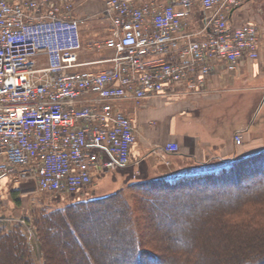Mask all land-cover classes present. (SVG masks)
<instances>
[{
  "label": "built area",
  "instance_id": "obj_1",
  "mask_svg": "<svg viewBox=\"0 0 264 264\" xmlns=\"http://www.w3.org/2000/svg\"><path fill=\"white\" fill-rule=\"evenodd\" d=\"M104 1L111 38L85 45L92 17L75 18L69 0H0V204L8 184L75 196L128 168L136 130L118 102L202 95L219 66L237 72L264 49L257 26L232 23L253 0ZM101 50L112 54L80 62Z\"/></svg>",
  "mask_w": 264,
  "mask_h": 264
},
{
  "label": "trees",
  "instance_id": "obj_2",
  "mask_svg": "<svg viewBox=\"0 0 264 264\" xmlns=\"http://www.w3.org/2000/svg\"><path fill=\"white\" fill-rule=\"evenodd\" d=\"M262 184H264V151L252 158H244L236 164H230L219 174H207L178 181L162 179L133 184L131 188L135 193L133 196L135 206L126 205L121 194H114L90 201L89 204L81 202L70 205L66 210H57L55 214L49 216L45 215L46 212H40L39 217L43 219L37 221L39 240L36 250L29 243L27 233L21 225L8 226L4 224L3 219H0V264H8L9 258L12 259L13 264H39V261L43 264H56L50 246L54 245L53 240L58 239V235L50 234L49 230L57 228L58 222L62 220L69 222V219H73L76 222L77 217L84 216L85 210L92 206L106 208L111 205H114L115 219L117 217L119 233L117 235L121 234L126 240L120 243L119 253L114 251L112 256V251H109L111 260L107 263L106 251H104L105 255L99 250H96L97 254L91 251L83 232L76 227L77 234L72 226H68L69 232L65 234L67 239L63 240L62 245L68 251L71 250L70 246L75 247L82 262L87 264H149V262L150 264H264V185L261 186ZM235 190L247 192L235 194ZM198 192L220 194L221 199L204 196L207 201L213 200L210 201L212 205L205 204L201 208L202 206L196 204L183 208V212L178 214L180 219L182 215H189L190 226H193V223L197 226L193 228L195 230L192 236H177L173 228L179 222L178 216L170 219L169 222L161 218L158 211L162 212L163 207H160V204L164 203L162 201L164 198L189 199L187 195ZM171 195L173 198L170 199ZM140 200L144 201L143 206L139 203ZM199 208L201 209L198 210ZM154 209L158 210L153 214ZM74 212H77L76 217ZM141 214L144 216L147 214V217L150 215V219L158 226L159 231L167 229L175 234L169 238V242L172 244L181 242L182 246L176 245L167 249L168 258H164L161 251L148 249L147 246L150 245L145 242V237L149 235L148 225L141 224V219H138ZM188 221L185 220L184 223L189 226ZM195 234L202 239L200 246L192 243ZM150 236L154 237V235ZM234 241L235 243L256 241L259 245L254 248L238 243L231 249L226 248ZM188 242L191 245L188 246ZM212 248L218 249L219 255H214L215 250ZM75 251L69 254L73 256Z\"/></svg>",
  "mask_w": 264,
  "mask_h": 264
},
{
  "label": "crops",
  "instance_id": "obj_3",
  "mask_svg": "<svg viewBox=\"0 0 264 264\" xmlns=\"http://www.w3.org/2000/svg\"><path fill=\"white\" fill-rule=\"evenodd\" d=\"M69 2L75 18L92 17L81 26V39L84 44L103 42L111 38L110 23L104 17L98 16L106 5L104 0ZM144 2L146 0H142ZM192 12L194 16L190 30L199 27L202 15L199 5ZM96 15L97 17H93ZM232 23L236 27L245 23L254 24L264 38V0L245 2L234 14ZM91 53L99 55L93 57V54L86 53L87 55L80 56V62L97 61L112 54L107 50ZM89 56L92 59H87ZM109 67L106 64L86 67L84 70ZM204 91L199 96H159L138 103L118 102L117 107L134 124L136 143L132 149L130 166L112 172L114 176L111 182L132 185L171 177L173 179L174 176L182 179L219 174L229 167L235 157L245 158L264 151V145L261 146L260 141L253 144L254 140H251L252 135L260 133L256 132V125L251 123L252 117L238 118L243 109L247 110L244 114L255 112L256 107L264 100V49L256 60L244 62L237 72H228L223 66H219ZM250 99H258V103L252 108L248 107ZM231 114L234 116H230ZM229 126H232V133H226ZM236 133H242L245 143L247 140L251 141L250 146L245 145L243 150L237 146V150L233 138ZM172 143L179 146V152L166 154L163 148ZM24 185L36 188L32 183L17 186L20 188ZM9 187L10 184L6 186V190Z\"/></svg>",
  "mask_w": 264,
  "mask_h": 264
},
{
  "label": "rangeland",
  "instance_id": "obj_4",
  "mask_svg": "<svg viewBox=\"0 0 264 264\" xmlns=\"http://www.w3.org/2000/svg\"><path fill=\"white\" fill-rule=\"evenodd\" d=\"M86 44L87 43H85V45ZM87 52H91V51H86V53ZM87 54H93V53H87ZM97 55L99 54H95V55L93 54V57H98ZM87 59H92V57L89 56L87 57ZM257 101L258 99L256 100L250 99V101H248L250 102L248 107L252 108L255 105V103H258ZM245 111L247 110L243 109V112L241 113L242 115L238 114V115H241V116H238V118L247 119L249 117H252L251 123L256 125L255 130L256 132H260V133H256L255 135H252L251 140H254L253 144L257 143V141H260L259 144L261 146L264 145V100L260 103L259 106L256 107L255 112H253L252 114H248V113L244 114ZM227 112L229 113V111ZM232 115L234 116V114H231L230 116ZM228 132L232 133V126H229L227 128L226 133ZM236 134H240L243 138L242 133H236ZM236 134L233 135V138ZM246 143H245V140L243 139L242 145L238 147L241 150H243L242 147L245 148V145L250 146L252 142L247 140ZM238 147H237V150L239 149ZM262 152L263 151L249 155L248 157L246 156L245 158H252L255 155H258ZM235 153L237 154L238 151H236ZM242 159L244 158L235 157L230 164H236L238 161ZM113 176H114V173L113 174L108 173L102 178H97L95 182L91 186H89V188L85 192L80 193L79 195H75V196H67V195L58 196V195L42 193L38 191L34 186H30V185L28 186L24 185V186H21L20 188L19 186H16V185H10V187L7 190L4 189L1 193L2 198H1V204H0V219H3L4 224L8 226L12 224L21 225L27 233V236L29 238V243H31V246L36 250L37 245H38V240H39L38 230H37V221L43 219V218L40 219L39 217L40 212H46L45 215L49 216V215L55 214L57 210H60V209L66 210L70 205L81 203V202L89 204L88 202L90 201L100 199V198H105L107 196L114 195V194H121L124 200L123 202L126 205L135 206L136 203L134 204L133 202V196H135V193H133L134 189L131 188L133 184L132 185L131 184L117 185L111 182ZM246 177L247 176H245V178ZM263 185L264 184H262L261 186ZM234 192L235 194H239V193H244L247 191L235 190ZM176 193L180 194V192H176ZM196 195L197 197H192L189 199H184V198L176 199V198H173V195H171V197L169 198L170 199L173 198V199L165 201V203L163 204L162 203L160 204V207H163L162 212L160 210L158 211L161 215V218L166 219L169 222L170 219L171 220L175 219L179 213L183 212V208L185 207L187 208L188 206L199 204V206H202L201 208H203L205 204H207L208 206L212 205L210 201H213V200L207 201L208 199H204V196H207L212 199L215 198L216 200L221 199L220 194L217 195L215 193L208 194L204 192L202 193L198 192L196 193ZM146 199L150 200V198H146ZM141 200H143V198ZM141 200L139 201V203L141 204V206H143L144 201H141ZM111 206L106 207V208L102 206H99V207L92 206L90 209L85 210L84 216L82 217L78 216L76 222L75 220L73 221V219H69L70 220L69 222L68 220L67 222L65 220H62V222L61 221L58 222L59 226L57 228L49 230L50 234L58 235L57 236L58 239L54 238L53 240L54 245L52 247L50 246V249H52L53 251V258L57 262V263L55 262L56 264H87V262L81 261L80 256L75 251L76 250L75 247L72 248L69 245L70 246L69 248H71V250L68 251L66 250L65 246L62 245L63 240L66 241L67 239L65 237V234L69 232L68 226L69 227L72 226L75 232H77L76 227L82 230L84 234L83 236L87 238V242L89 244L88 246L90 250L95 252L96 254H97L96 250L103 252L104 255L106 253L105 255L106 261L107 263L110 262L111 257H109V255L111 254L109 251L110 250L112 251V256H113V252L115 251L114 246H118V243L120 244V242H117V241L120 239L124 241L126 240L125 237L117 236V234L119 235L118 229H117L118 227L117 217L115 219L114 205H111ZM201 208H199L198 210H200ZM155 212L156 211H154L153 214ZM158 214L156 215L159 216ZM76 216H77V212H74V217ZM138 219H141L142 221L141 224L148 225L149 235H147L148 238L145 237V242L148 245H150V246H147L148 249H151L153 251L154 250L161 251L164 254L163 257L168 258L167 249L173 246H176V245L182 246L181 242L180 243L175 242V244H172V242H169V238L174 236L175 234L170 233L169 230L167 229H163L162 231H159L158 226L154 224V221H152V219H150V215L147 217V214L145 216L144 214H141L138 216ZM190 219L191 217L189 215H185V216L182 215V219H180V217L178 216L179 222L173 228V230L177 232V236L183 237L187 235L189 237L193 235V231L195 230V229L193 230V228H195L197 225L193 223L192 224L193 226H190V222H191ZM156 220L157 219H155V222ZM181 220H184V221H181ZM185 220H189L188 221L189 226L188 224L185 225L184 223ZM194 222H197V221H194ZM122 227H125V226H122ZM114 234L116 235L114 236ZM150 235H154V237L151 238ZM120 236L122 235L120 234ZM62 237L63 239H59ZM113 239H115L114 242H112ZM146 239L149 241H147ZM193 239H194L193 240L194 242L192 243H194V245L196 246L201 245L202 239L200 236L195 234ZM189 242H188V246L190 244ZM109 243H111V247H109ZM238 243L242 245H249L254 248L258 247L259 245V243H256V241H252V242L238 241L237 243H235L234 241L233 244H228L226 248L231 249L232 247H235V245L237 246ZM188 246L187 248H189ZM212 249L215 250L214 255L215 254L219 255L220 252L218 251V249L216 248H212ZM72 251H75V255L73 256L72 254H69V252L73 253ZM104 251L106 252L104 253ZM8 264H13V261L11 258L8 259ZM39 264H43V262L39 261Z\"/></svg>",
  "mask_w": 264,
  "mask_h": 264
},
{
  "label": "bare ground",
  "instance_id": "obj_5",
  "mask_svg": "<svg viewBox=\"0 0 264 264\" xmlns=\"http://www.w3.org/2000/svg\"><path fill=\"white\" fill-rule=\"evenodd\" d=\"M186 197H189V198H192V197H197V195L196 194H190V195H187ZM165 200L167 201L168 199L167 198H164L162 201H164V203H165ZM163 204V203H162ZM155 211H157L156 209H154ZM80 231H82V230H80ZM116 234H114V236H115ZM118 236V235H117ZM119 237H122V236H119ZM114 240L115 239H113V241L112 242H114ZM116 240H118V239H116ZM121 239L120 240H118L117 242H120L121 243ZM119 246H120V244L118 243V246H114V249H115V251H117V253H119ZM109 247H111V243H109Z\"/></svg>",
  "mask_w": 264,
  "mask_h": 264
},
{
  "label": "water",
  "instance_id": "obj_6",
  "mask_svg": "<svg viewBox=\"0 0 264 264\" xmlns=\"http://www.w3.org/2000/svg\"><path fill=\"white\" fill-rule=\"evenodd\" d=\"M180 178H181L180 176H174L173 179H172V177H171L170 179L167 178V180H168V181H178V180L186 179L187 177L182 178V179H180Z\"/></svg>",
  "mask_w": 264,
  "mask_h": 264
}]
</instances>
